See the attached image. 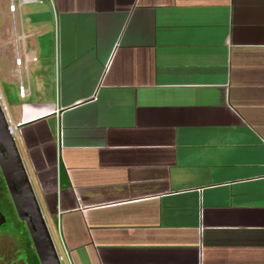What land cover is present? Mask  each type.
Returning a JSON list of instances; mask_svg holds the SVG:
<instances>
[{
  "label": "crops",
  "instance_id": "0c3cea01",
  "mask_svg": "<svg viewBox=\"0 0 264 264\" xmlns=\"http://www.w3.org/2000/svg\"><path fill=\"white\" fill-rule=\"evenodd\" d=\"M17 8L1 91L67 264H264V0Z\"/></svg>",
  "mask_w": 264,
  "mask_h": 264
},
{
  "label": "water",
  "instance_id": "95a60500",
  "mask_svg": "<svg viewBox=\"0 0 264 264\" xmlns=\"http://www.w3.org/2000/svg\"><path fill=\"white\" fill-rule=\"evenodd\" d=\"M0 173L12 205L27 227L39 264H61L52 237L23 167L18 149L0 103ZM5 223L0 213V227Z\"/></svg>",
  "mask_w": 264,
  "mask_h": 264
},
{
  "label": "flooded vegetation",
  "instance_id": "af4514ba",
  "mask_svg": "<svg viewBox=\"0 0 264 264\" xmlns=\"http://www.w3.org/2000/svg\"><path fill=\"white\" fill-rule=\"evenodd\" d=\"M0 213L5 220L0 227V264H39L27 227L14 210L1 173Z\"/></svg>",
  "mask_w": 264,
  "mask_h": 264
},
{
  "label": "rangeland",
  "instance_id": "374dc122",
  "mask_svg": "<svg viewBox=\"0 0 264 264\" xmlns=\"http://www.w3.org/2000/svg\"><path fill=\"white\" fill-rule=\"evenodd\" d=\"M8 2H9V0H0L1 5L7 4ZM44 2L47 3L46 0L42 1V3H44ZM14 6H15V9L18 10L16 2H14ZM6 11L8 13L7 16H5L3 14L4 10L0 9V68H2V69H3V66L5 65V62L8 61L9 55L12 53V56L13 55L15 56L16 48H17V37L22 38L21 32L16 33V31H15V26H14V22H13L14 16H13V13L9 10V6H8ZM19 64H20V60L18 58H15L14 59V65L19 66ZM24 86L25 85H23V91H25ZM2 88H3V85L0 82V94L3 95V97H4L3 100H4V104H5V106H4L2 100L0 99L2 109L5 113L11 114L10 107H11L12 102H11L10 97L13 96L12 100L14 99V96H15L14 92L11 88L10 89V90H12L11 94H9V93L3 94V92L1 91ZM8 92H9V88H8ZM48 228H49V232H50V235L52 237L53 243L55 245L56 251H57L58 256L60 258L61 264H67L66 257H64L65 256L64 252L62 251L60 244L58 243L55 232H53L52 228H50V227H48Z\"/></svg>",
  "mask_w": 264,
  "mask_h": 264
},
{
  "label": "built area",
  "instance_id": "2783aa9c",
  "mask_svg": "<svg viewBox=\"0 0 264 264\" xmlns=\"http://www.w3.org/2000/svg\"><path fill=\"white\" fill-rule=\"evenodd\" d=\"M43 0H9V10L14 13L15 11V6L14 2L17 3V7L23 6V5H29V4H40L42 3ZM48 3H50L51 6H53V0H46ZM19 93L22 96L24 91L22 87L19 88ZM12 130V129H11ZM12 135H13V130H12ZM65 256L67 258V255L65 253Z\"/></svg>",
  "mask_w": 264,
  "mask_h": 264
}]
</instances>
